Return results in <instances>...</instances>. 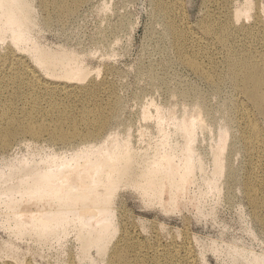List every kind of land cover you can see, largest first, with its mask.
Wrapping results in <instances>:
<instances>
[{
    "label": "bare ground",
    "instance_id": "1",
    "mask_svg": "<svg viewBox=\"0 0 264 264\" xmlns=\"http://www.w3.org/2000/svg\"><path fill=\"white\" fill-rule=\"evenodd\" d=\"M84 1L41 0V3L45 10L62 19L73 16ZM28 4L27 0H0V42L8 39L7 48L0 54V64L5 63L0 86L11 89L12 99L25 102L21 117L16 115L13 105L4 103L0 106V150L7 149L20 136L31 139L45 136L51 142L68 145L80 138L81 143L64 152L29 154L1 167L0 214L3 217L0 221L3 224L0 225L8 223L14 234L45 243L72 230L76 233L81 256L89 255L92 248L105 253L118 231L113 200L120 187H131L148 204L156 203L165 211H179L193 201L194 197L188 193L189 187L195 184V172L204 170L195 143L199 131L210 128L207 127L210 124L205 126L203 121L205 112H208L204 111V97L198 95L190 108H183L180 115L171 108L166 111L152 109L153 115L150 108L144 109L142 118H154L158 138L141 149L131 145L130 136L119 137L115 133L106 138L101 135L100 141L89 144L120 103L118 105V100L111 102L105 113L97 101L109 100L112 86L95 80L80 85L91 72L85 69L73 51L70 53L62 48L52 51L37 45L31 37L34 23ZM253 5L251 0H243L221 24L212 22L210 15L200 24L203 38L213 39V44L222 49V71L212 72L213 62L209 71H204L192 55H184L183 62L210 87L220 90L221 84L228 82L235 89L239 98L233 107V111L239 113L237 130L241 129L243 122L247 127L242 136L244 152L251 158L253 152H258L252 164L264 179V132L256 120L258 117L264 121V4H258L256 18L251 24L235 25L242 17L249 21ZM156 10L165 16V33L172 38L178 57L183 54L185 45L191 49L205 46L202 37H196V33L194 36L190 28L176 26L167 7L158 4ZM46 21L50 22L48 17ZM17 51H25L34 67L27 64V57L13 65L17 57H23L17 55ZM37 69L46 77L43 78ZM5 93L0 89V97ZM55 99L70 104L92 101L98 105L92 108L83 106L78 114H74L69 107L61 109ZM42 102L48 106L43 111L40 108ZM39 117L41 122L37 120ZM225 123L217 126L216 135L208 146L212 170L203 186L211 193L219 192L218 180L225 168L224 152L232 127L231 123ZM79 126H83L84 131L80 132ZM226 176L229 181L234 177L231 171ZM246 178L244 189L253 216L264 226V202L259 200L264 198V180H259L252 171L247 172ZM258 190L261 192L259 198L256 197ZM125 239L126 236L122 235L113 247H108L107 264H131L128 252L132 246ZM236 253L244 256L247 264H264L262 256Z\"/></svg>",
    "mask_w": 264,
    "mask_h": 264
},
{
    "label": "rangeland",
    "instance_id": "2",
    "mask_svg": "<svg viewBox=\"0 0 264 264\" xmlns=\"http://www.w3.org/2000/svg\"><path fill=\"white\" fill-rule=\"evenodd\" d=\"M251 1L254 4L250 11L252 19L250 17L248 21L242 17L235 24L237 27L251 24L256 18L258 4H264V0ZM28 2L31 19H34L31 37L37 45L52 51H60L62 48L74 52L73 55L80 58L85 69L91 72L80 85L92 80L97 83L108 82L112 86L110 103L108 99L97 101L105 113L108 104L117 100L118 105L120 103L115 111L110 112L108 123L89 144H96L101 135L106 138L115 133L119 137L130 136L128 139L131 145L141 149L147 144H153L158 138L154 118H142L144 109L150 108L153 115L155 108L163 111L171 108L180 115L183 108H190L195 98L204 97V111L208 112H205L203 121L205 126L210 124L207 126L210 128L199 131L195 143L204 170L201 173L195 172V184L189 187L188 193L194 197L193 201L179 211H165L156 203L148 204L131 187H120L113 200L118 231L108 245L109 249L125 235V241H129L132 246L128 252L131 264H247L244 256L236 251L264 257V226L255 220L244 189L248 171H252L259 180L264 179L252 164L258 152H253V158L244 152L242 136L247 128L244 122L241 129L237 130L236 117L239 113L233 111L234 104L239 101L237 92L228 82L221 84L220 90L210 87L183 62V56L187 54L194 56L204 71H209L211 62L215 64L212 72L224 69L221 47L213 44V39L203 38L200 24L209 15L212 22L221 24L226 15L233 12L235 6L243 0H85L73 16L62 19H58L54 12L45 10L41 0ZM158 4L170 10L176 26L190 28L193 35L196 33V37H202L205 46L191 49L185 45L183 54L178 57L172 38L165 33V16L159 15L160 12L156 10ZM47 17L50 22L46 21ZM7 46L8 39L0 42V54ZM16 54L23 57H17L13 65L27 57V64L34 67L25 51H17ZM4 65L0 64V75ZM37 70L43 78L46 77ZM0 89L6 91L0 97V106L4 103L13 105L16 115L21 117L24 100L12 99L11 89L5 90L1 86ZM55 102L61 109L69 107L74 114H78L83 106L92 108L98 105L92 101L70 104L55 99ZM47 107L44 102L40 104L42 111ZM231 116L235 117L232 119ZM37 120L41 122V117ZM256 120L264 132V121L258 117ZM224 121L232 126L224 152L225 168L218 180L219 192L211 193L203 186L212 170L208 146L216 135L217 126L223 125ZM49 123L50 119L46 121L47 125ZM78 129L84 131L83 126ZM175 137L180 141L179 137ZM80 143V138L68 145L51 142L45 136L39 139L20 136L7 149L0 150V169L21 157L34 153L44 155L52 151L64 152ZM230 171L234 176L231 181L226 176ZM256 197H261L260 191ZM259 200L264 202V198ZM0 217L3 215L0 214ZM0 224L3 223L0 221ZM68 231L45 243L29 236L14 234L8 223L0 225V262L107 264L108 247L106 254L92 248L89 255L81 256L76 233Z\"/></svg>",
    "mask_w": 264,
    "mask_h": 264
}]
</instances>
